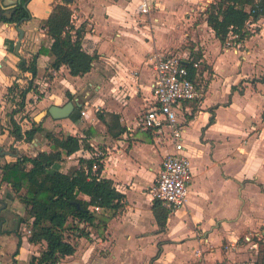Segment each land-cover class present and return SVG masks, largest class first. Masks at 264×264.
<instances>
[{
	"label": "crops",
	"instance_id": "crops-1",
	"mask_svg": "<svg viewBox=\"0 0 264 264\" xmlns=\"http://www.w3.org/2000/svg\"><path fill=\"white\" fill-rule=\"evenodd\" d=\"M63 1L66 0L26 3L31 17L18 24L24 31L18 54L17 22L2 20L10 17L13 9L9 13V7H0V42L4 38L14 40L12 51L0 48V100L13 80L19 82L27 75L17 68L19 56L29 58L41 46L51 44L44 20L52 6ZM139 1H68L74 26H85L83 49L97 54L85 74L73 76L66 65L51 67L49 56L40 53L37 57L36 76L47 84L43 102L54 99L53 104L63 105L71 100L76 104L73 116L53 119L42 115V126L78 136L89 146L67 156L57 163V168L64 172L81 165L86 168V160L94 159L93 154L100 150L101 158H95L103 167L97 175L110 179L122 194L117 209L98 211L104 221L97 217L92 222H79L85 232H68L75 251L57 264H175L196 261L202 252L199 264H224L225 259L227 263L246 260L252 264L260 245L264 249V17L253 20L255 26L248 30L245 24L244 37L227 46L230 33L220 42L203 13L214 0H205L199 6L203 18L194 23L196 42L191 45L197 49L198 58L190 52L182 53L201 60L195 76L201 94L184 102L179 112L192 180L186 206L169 212L165 228L161 229L153 215L154 199L148 190L171 144L169 140L157 142V136L150 131L130 132L128 127L136 124L137 116L152 99L149 56L153 52H175V48L169 25L155 24L149 40L141 39L140 34L150 32L143 25L147 17L151 23L158 19L153 15L160 11L151 10L159 7L171 14L177 12L175 6L197 4L199 0H148L151 13L146 14L138 11ZM135 19L139 31L134 30ZM34 137L31 141L35 147L29 155L49 150L44 134L41 139L38 133ZM13 141L10 143L15 148ZM17 147L15 153L0 149L10 151L7 154L16 159L20 155ZM94 163L97 164L92 161L90 169L93 175L99 166L94 169ZM3 187L10 191L4 196ZM11 191L10 185L2 182L0 264H29L44 243L27 240L30 220L25 218V205ZM204 252H208L206 257Z\"/></svg>",
	"mask_w": 264,
	"mask_h": 264
},
{
	"label": "trees",
	"instance_id": "trees-1",
	"mask_svg": "<svg viewBox=\"0 0 264 264\" xmlns=\"http://www.w3.org/2000/svg\"><path fill=\"white\" fill-rule=\"evenodd\" d=\"M28 1L20 0L13 8L12 15L2 20L13 23L29 19L31 14L26 7ZM203 13L220 42L223 43L229 33L238 34V40L244 37L243 28L247 20L264 17V0H214L205 7ZM71 14L68 1L55 3L44 20V27L52 39L51 44L48 47L41 46L30 59L19 56L17 68L21 74L30 73L28 85L13 80L7 88L8 92L17 88L19 100L16 103L19 108L24 106L27 93L33 89L32 79L37 74V57L40 53L52 59L51 67L57 69L66 65L73 76L91 70L97 54L83 49L81 39L85 26L81 24L75 27ZM16 110L14 107L12 113ZM213 119L212 115L210 120ZM10 122V134L15 140H32L37 132H44L48 140L49 150H39L34 155L20 154L15 160L5 162L0 167V181L8 183L25 205V218L30 220L27 240L33 244L44 243L40 254L32 256L29 264H57L60 258L75 251L74 244L68 240V232H80L82 228L78 229L79 222H92L97 217L101 222L104 221V216L92 208L117 209L122 194L115 190L110 179L98 177L103 165L95 157L96 160H86V168L81 165L67 172L57 168V163L79 148L89 147L80 137L45 129L41 122L32 121L25 130L13 116H10ZM121 131L120 127L119 133ZM92 161L99 165L95 175L90 172ZM152 210L160 228H165L169 211L155 199ZM252 264H264V249L261 245Z\"/></svg>",
	"mask_w": 264,
	"mask_h": 264
},
{
	"label": "built area",
	"instance_id": "built-area-1",
	"mask_svg": "<svg viewBox=\"0 0 264 264\" xmlns=\"http://www.w3.org/2000/svg\"><path fill=\"white\" fill-rule=\"evenodd\" d=\"M137 8L143 14L151 10L148 0H140ZM254 26L255 21L249 19L244 29L248 30ZM238 37V34L230 33L226 45H233L232 42ZM148 60L153 70L152 99L137 116L136 124L128 127V130L150 131L157 136V142L163 144L169 140L171 151L163 155L149 194L169 212H174L186 206L192 180L190 161L184 153V126L179 112L184 102L197 99L201 94L200 83L195 78L201 60L195 59L189 53L180 54L173 51L153 52ZM190 68L194 69V72H191ZM27 73L30 78V73ZM32 83L35 86L34 78ZM43 84L46 85V82ZM81 114L84 115L85 111H81ZM93 156L101 158L102 153L96 150ZM97 166L93 164L94 169ZM92 209L100 211L102 208L94 206Z\"/></svg>",
	"mask_w": 264,
	"mask_h": 264
},
{
	"label": "rangeland",
	"instance_id": "rangeland-1",
	"mask_svg": "<svg viewBox=\"0 0 264 264\" xmlns=\"http://www.w3.org/2000/svg\"><path fill=\"white\" fill-rule=\"evenodd\" d=\"M203 2H205V0H199L197 4H187L186 6L183 5L182 7L175 6V11L177 12H171V14L165 13L164 8H162L163 9L162 10L161 8L157 7V9L151 10L152 13L155 12V10L160 11L153 15L154 17L157 16L158 19H154L151 23V21L148 20V17H147L145 21L146 23L144 22L143 25L146 26L147 27L146 30L150 31L151 33L150 32L146 33V32L141 31V34H140L141 39L143 40L151 39L153 36L152 30L155 29L154 26L156 25L168 26L169 25L173 32V34L172 32L170 33L171 35L170 37L173 38L174 48H175L174 51L180 54L182 52H190V54L195 56V58H198L199 54L197 53L198 52L197 49H194L191 46L192 43L196 42L194 41L196 39L194 38L195 32L193 33L192 29L193 28L195 29L194 23L201 22V19L203 18L202 12L199 10V6L203 4ZM180 9H181V12H179ZM151 11L149 13H151ZM163 17H164V20H161ZM138 23L139 22H137L135 19V23H133L134 24L133 26H135L134 30L135 29L138 31L140 30L137 27ZM13 44H14V40L4 38L0 42V48L5 46L6 50L12 51ZM30 58L31 56L27 59H30ZM27 78H29L28 73L24 78H21L19 83L24 86L28 85ZM44 81L46 82L45 79L41 81V78H39L38 76L34 77L35 86H33V90L27 93L25 104L23 107H20V108H19V105L16 103L19 100L18 99L19 97H17V94H16L17 88H13V90H11L10 92H8V90L5 89L6 91L4 93V96L2 97V100H0V147H2L3 149L10 150L11 152L15 153V148L18 146L17 148H19L20 154L29 155L30 151L33 150V147H35V145H33V142L31 140L27 141L26 139H21V140H18V142H16V140L11 136L10 131L12 130V124L10 122V116H13L15 118V120L20 124L23 130L29 128L31 126L32 121H35L36 123H39L42 121V119L40 120V118L39 120H35V116L39 112L45 110L48 106L53 104V100H54V99L53 100L48 99L43 102V99L46 98V94H47V84L44 85L43 84ZM111 82H113V80H111ZM66 97L67 99L68 97H70L68 94V91H66ZM14 107L17 108V110L14 113H12V110ZM37 133H38V136L40 137L41 135H43L42 133L44 132H37ZM11 139L12 140L14 139L12 144L15 145V148L10 143ZM12 160H15V156L9 155V154L0 155V167L5 162L12 161ZM1 186H2V182H0V188ZM2 190L5 191L2 193L3 196L4 194H6V192H10V191H7L8 189L4 187L2 188ZM11 192L14 193V191H11ZM12 193H8V194L11 196ZM77 226L79 229L80 228L79 224H77ZM79 230L80 232L81 231L85 232L84 229H79ZM80 232H78L76 235H79ZM71 233L72 232L69 231L70 235ZM257 249L258 248H256V250ZM207 253L208 252H204L205 254L204 257L207 256L206 255ZM198 258L200 259L203 258V252L201 253V255L197 256L196 261L189 262V261L184 260V261H180V263H175V264H199L200 261L199 262L197 261ZM222 262H224V264H234L232 262L227 263V259H225V261H222ZM242 262L244 264H249V261H246V260L245 261L241 260L238 264H242ZM208 264H220V263L217 262V263H208Z\"/></svg>",
	"mask_w": 264,
	"mask_h": 264
},
{
	"label": "water",
	"instance_id": "water-1",
	"mask_svg": "<svg viewBox=\"0 0 264 264\" xmlns=\"http://www.w3.org/2000/svg\"><path fill=\"white\" fill-rule=\"evenodd\" d=\"M66 1H71V0H66ZM18 2H20V0H0V7L1 8L2 7L8 8L9 7L8 9H6L9 12V9H11V8L13 9ZM8 12L6 13V15H9L10 12L9 13ZM19 23H20V21L16 23L17 24V31H18V37H17V41H16V45H15L16 54H18V49H19V46L21 44V40H22L23 34H24L23 29L18 26ZM75 108H76V104L71 100H68L63 105L51 104L45 110L39 112L35 116V120H39V118H41L42 115H46V114L50 115L53 119L66 118L72 114V112L75 110ZM7 153H11V152L10 151H1V149H0V155L7 154ZM1 202H2V200L0 199V203Z\"/></svg>",
	"mask_w": 264,
	"mask_h": 264
},
{
	"label": "flooded vegetation",
	"instance_id": "flooded-vegetation-1",
	"mask_svg": "<svg viewBox=\"0 0 264 264\" xmlns=\"http://www.w3.org/2000/svg\"><path fill=\"white\" fill-rule=\"evenodd\" d=\"M0 12H2V11H0Z\"/></svg>",
	"mask_w": 264,
	"mask_h": 264
}]
</instances>
